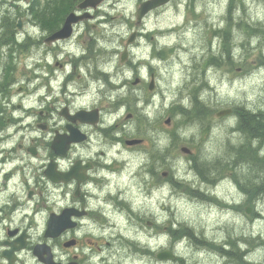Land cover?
I'll use <instances>...</instances> for the list:
<instances>
[{
  "label": "rangeland",
  "instance_id": "374dc122",
  "mask_svg": "<svg viewBox=\"0 0 264 264\" xmlns=\"http://www.w3.org/2000/svg\"><path fill=\"white\" fill-rule=\"evenodd\" d=\"M5 1L0 0V10L3 6L11 11L9 3L18 0ZM144 1H103V29L97 31H103L104 69L116 83L106 89L115 90L111 101L119 100L117 110L110 111H117L116 115L108 112L106 124L114 126L113 136L123 140L114 151L105 148L104 159L119 162L113 165L115 176L103 173L108 181L103 178L98 189L90 192L88 208L96 212L76 234L79 245H51L64 263L76 255L86 264L102 260L103 264H264V196H247L242 188L264 181V164L253 167V173L246 164L224 165L221 172L212 167L228 146L246 141V135L236 130L237 110L264 111V0H171L138 24L136 11ZM135 32H141L142 38L129 45V57L121 63ZM157 37L168 46L159 56ZM131 62L136 63L134 67ZM33 68L27 69L29 77L34 75ZM151 73L154 86L149 91ZM35 85V79L28 83V107ZM197 99L207 109L202 120L191 115ZM104 100L110 110V101ZM181 104L189 116L177 112ZM225 110L231 114L217 117ZM36 134V128L29 127L27 140ZM133 140L140 143L126 145ZM252 142L259 143L251 138ZM193 158L196 163L190 164ZM195 164L204 176L194 169ZM37 166L29 156L28 194H34L26 209H39L32 228L34 241L42 238L49 214H58L66 201L40 185L36 188ZM109 191L121 207L116 209L115 201L104 202ZM98 206L106 217L94 222L99 218ZM235 242L245 250L243 261L234 251ZM143 247L151 250L148 256H142ZM163 252L174 259H158Z\"/></svg>",
  "mask_w": 264,
  "mask_h": 264
},
{
  "label": "flooded vegetation",
  "instance_id": "af4514ba",
  "mask_svg": "<svg viewBox=\"0 0 264 264\" xmlns=\"http://www.w3.org/2000/svg\"><path fill=\"white\" fill-rule=\"evenodd\" d=\"M73 1L77 2L68 13L39 11L35 16L31 8L41 0H18L16 4L9 3L11 11L3 10V6L0 10V264H44L33 253L37 245L48 246L55 264H86L76 255L73 261L61 262L51 244L64 248L79 245L76 234L83 221L90 220L91 214L96 212L88 208L93 196L90 192L98 189L99 181L105 178L103 173L111 178L115 176L113 165L119 162L114 158L110 162L104 159L108 154L105 148L112 151L123 141L113 136L114 126L106 124L107 113L117 110L119 101H111L115 90L107 92L106 89L116 83L104 69L103 31H97L98 27L103 29L104 0H99L98 7L85 10L79 8L84 0ZM70 14H74L75 21L69 30L60 38L52 39ZM136 38L140 40L142 33L135 32V41ZM161 38L155 41L158 56L168 47L161 43ZM32 67L34 75L29 77L27 69ZM34 79L36 85L30 93L33 101L28 107L27 87ZM150 79H154L152 73ZM90 98L95 101L88 102ZM104 99L110 101V110ZM28 120L33 123L29 124ZM31 126L36 128L37 134L27 140L26 132ZM29 156L38 162L36 188L40 185L41 189L57 193L62 201L66 199L58 214H50L59 216L64 210H72L81 215L71 216L76 226L53 239L45 238L44 232L42 238L34 241L32 228L39 209L30 212L26 209L28 199L34 194L33 191L28 194ZM49 167L54 174L69 175L68 180L53 182L46 174ZM149 172L153 176L151 168ZM17 176L21 179L13 184ZM144 176L147 177V172ZM21 184L22 189L15 191ZM115 197L109 191L104 202L115 201L113 205L117 209L122 204ZM98 207L99 218L94 222L103 221L105 216ZM21 239L23 248L11 251L20 247ZM69 243L73 245L67 246ZM142 249L143 257L151 251ZM229 251H225V257Z\"/></svg>",
  "mask_w": 264,
  "mask_h": 264
},
{
  "label": "trees",
  "instance_id": "16d2710c",
  "mask_svg": "<svg viewBox=\"0 0 264 264\" xmlns=\"http://www.w3.org/2000/svg\"><path fill=\"white\" fill-rule=\"evenodd\" d=\"M75 2L77 1H73V0H43L42 3H36L32 6L31 8V13H33L35 16L36 14L40 11L42 12H49V13H54V12H60V13H68V11L71 10V6L73 4H75ZM225 36V31L223 32V37ZM216 64V63H214ZM204 84V83H202ZM195 106L194 109L191 113V115L196 114V118L202 120L203 118H205L204 116L207 113V109L204 107V105L200 104L198 99L195 100ZM197 104V105H196ZM177 112L179 114H181L183 117L185 116H189L190 113L188 110H186V108L184 107H179L177 108ZM236 117H237V128L236 130L240 131L242 134L246 135V141H244L243 143H241V145H235L227 148V152H225V156L221 157V159L219 160L218 158L216 159V163L212 165V167H216L218 168L217 172H221L220 167H223L224 165L227 166H233L235 164L238 163V158L243 162L246 163L247 166H249V168L251 169L252 173L254 171L253 167H261L262 164H264V157H261V150L259 149V147L261 146V144H264V123L260 122L261 118H264V111H260L258 114L257 113H253V112H248L245 110H241L238 109L236 112ZM141 119H145L143 117H141ZM198 120V121H200ZM201 122V121H200ZM251 138L254 140H257L259 143H257L258 145L255 146L254 143L255 142H251ZM250 140V141H249ZM262 144V145H263ZM254 145V146H253ZM263 150H264V145L262 146ZM247 151V152H246ZM192 163H196L194 161V158L190 161ZM218 163V165H217ZM206 164L205 162L203 163V165ZM211 166L210 163H208V166ZM197 168V169H196ZM198 172V174L202 177L204 176V172L203 170L198 167L195 164V168ZM239 170V168H238ZM252 183H254V185L252 186H245L243 188V191L246 192L247 196H249L250 194L252 196H255V194H259V195H263L264 196V181L261 182H257V181H253ZM241 188V189H242ZM254 191V192H253ZM258 199V198H256ZM236 243V242H235ZM236 251L239 255L238 258H242L241 256L244 255V252H241V250L238 247V244L236 243ZM244 259L242 258V261ZM239 264V263H238ZM248 264V262L246 263Z\"/></svg>",
  "mask_w": 264,
  "mask_h": 264
},
{
  "label": "water",
  "instance_id": "95a60500",
  "mask_svg": "<svg viewBox=\"0 0 264 264\" xmlns=\"http://www.w3.org/2000/svg\"><path fill=\"white\" fill-rule=\"evenodd\" d=\"M170 0H148L144 3H142L140 5V7L137 10V20L140 22L141 19L150 11L157 9L163 5H166ZM97 4H99V0H85L83 3H81L79 5L80 9H85L89 6L91 7H95ZM75 21L74 18V14H70L66 21L65 24L63 26V28L56 33L52 39H57L60 38V36H62L63 32L65 30H69L70 25L72 22ZM134 36L135 34H132L128 44H130L133 40H134ZM126 58V52L122 53L121 55V62H123ZM152 86V85H151ZM150 86L149 89H151L152 87ZM231 113V110H225L222 111L220 113L217 114V117H221V116H226L229 115ZM169 121H166V124H168ZM74 140V139H72ZM138 141H133V142H127L128 144H135ZM181 151L183 153H190V151L186 148H182ZM47 176L49 178H51V180L53 182H60L59 180H62L63 182H66L69 178V175L66 174H54L53 170L49 167V169L46 172ZM249 209H246V213L249 214ZM81 216L78 213H75L72 210H64L59 216L55 215V214H51L49 216L48 222H47V226H46V231L44 233L45 238H56L58 237L63 231H65L66 229H72L76 226V223L71 221V216ZM24 240L21 239L20 242V247L17 249L12 248L11 251L14 250H20L23 248V243ZM73 243H69L67 244V246H72ZM13 246V245H12ZM34 255H36L44 264H55L53 263V261L51 260V254H50V249L48 248V246L46 245H37L34 247L33 250ZM43 255H46L45 258H43ZM158 259L162 260V259H174V257L170 254V253H161L160 255L157 256ZM69 264H75V263H69Z\"/></svg>",
  "mask_w": 264,
  "mask_h": 264
},
{
  "label": "clouds",
  "instance_id": "9594fccd",
  "mask_svg": "<svg viewBox=\"0 0 264 264\" xmlns=\"http://www.w3.org/2000/svg\"><path fill=\"white\" fill-rule=\"evenodd\" d=\"M35 134V133H34ZM25 163H27V161H25ZM61 164H62V167L64 166V164H63V162H61ZM28 172L29 173H31L32 172V169L31 168H29L28 169ZM21 179V177L20 176H17L15 179H13V181H12V183L13 184H17V182L19 181ZM22 187H23V185L21 184L18 188H16V189H14L15 191H20L21 189H22ZM89 187H91L90 185H89ZM21 196H23V192L21 191ZM15 219V218H14ZM81 233H77V235H80ZM2 264H6V262H2Z\"/></svg>",
  "mask_w": 264,
  "mask_h": 264
},
{
  "label": "bare ground",
  "instance_id": "6f19581e",
  "mask_svg": "<svg viewBox=\"0 0 264 264\" xmlns=\"http://www.w3.org/2000/svg\"><path fill=\"white\" fill-rule=\"evenodd\" d=\"M218 159L220 160L221 157L218 156ZM242 161H243V160H242ZM242 161L238 158V163H237V164H238L239 166H245L246 163H243Z\"/></svg>",
  "mask_w": 264,
  "mask_h": 264
}]
</instances>
